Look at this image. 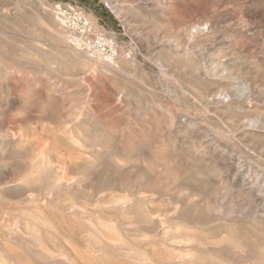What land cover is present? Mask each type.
I'll use <instances>...</instances> for the list:
<instances>
[{"label":"rangeland","instance_id":"rangeland-1","mask_svg":"<svg viewBox=\"0 0 264 264\" xmlns=\"http://www.w3.org/2000/svg\"><path fill=\"white\" fill-rule=\"evenodd\" d=\"M62 4L83 10L100 33L116 38L118 55L114 67L124 70L125 74L117 76V72L115 74L111 70L112 74L107 67L90 68L89 62L81 57V52L70 43L69 38L60 44L46 34L43 25L45 22L49 23L48 13L56 19L53 7ZM58 24L60 28H64L61 23ZM39 50L42 51L41 54ZM74 52L75 55H72ZM134 54L136 65L129 62ZM57 55H65L68 60H64L58 68L55 67L59 73L44 71L41 75V71H36V68L34 70L27 63L31 58L42 60ZM187 62L191 65L186 64ZM213 62L235 66L232 79L215 77L216 80H210L211 77L201 74L204 73L203 69L194 74L191 71L196 64L202 63L200 66L209 68ZM263 70L264 0H0V131L6 135V138L0 137V150L3 149L0 151V223L7 226L18 220L22 228L19 232L0 229V250H8V253L6 250L0 251V264H19L17 261L21 264H67L61 258L50 257L52 252L54 255H66L72 264H85L84 258H87L86 264H109V261L110 264H142L144 260L143 264H146L147 259H151L147 264H195V261L205 264L207 259L206 264H264V164L261 165L264 163ZM53 77H58V81ZM66 78H72L70 80L74 83L65 80ZM75 79L78 81L75 82ZM227 81L230 83L228 87ZM229 88L234 89L233 93H229L231 99L223 98ZM82 115L84 117L81 118ZM36 117H39L38 120ZM72 118L78 121H73ZM65 125L70 129L65 128ZM78 126H81V130ZM41 128L55 133L57 131L56 136L61 139H65L68 134L77 136L84 146L87 145L83 152L87 156L86 160L94 164L85 162L86 171H89L85 175L89 176L87 180L73 167L69 170L71 176L67 174L70 182L72 179L74 183L79 180L88 181L87 184L82 181L84 187L81 184L74 191V185H77L75 183L72 185L73 189L59 187V191L56 187H51L53 179L50 175L44 178L45 175L42 177L37 173L31 177V169H27L25 162L31 163L39 159L38 154L43 152L46 141L40 133ZM31 129L37 130V137L41 135L42 139L38 137L42 142L38 143L39 147L42 146L41 149L35 147L38 141L25 146L12 144L15 140L28 136L24 134ZM115 152L118 153V158ZM53 158L56 160L55 156ZM9 162L12 164L9 165ZM13 164L18 167H13ZM121 164H125V171L121 169ZM102 171L106 174H101ZM24 175L28 182L33 179V182L31 180L26 183L30 185V193L37 198L36 202L29 201L30 194L26 195L15 189V184L25 182ZM91 183L93 186H90ZM44 189L45 192L49 189L48 195ZM53 189L58 195L53 193ZM18 192L21 199L18 198ZM91 193H94L93 196ZM149 195L151 196L148 197ZM119 203L122 204L116 206V210L118 207L119 211L122 208L120 213L111 209L112 204ZM123 203L130 207H122ZM37 207L44 211H35L39 213L35 214L33 210H37ZM126 209H129V213ZM25 215H29V218ZM31 215H34L33 218ZM138 216L140 222L146 216L142 219L146 221L141 223L149 225L142 226L137 220ZM35 217L37 221L46 219L45 221L54 222L59 219L65 223L56 233V230L53 232L41 227L34 220ZM98 219L100 222L110 223L113 234L115 231L119 233L113 235L107 231L109 229L104 231L99 228L98 232L103 230L101 233L106 238V241L100 239L103 243L96 238L102 243L101 249L100 243L97 245V240L95 243L92 240L100 235L94 232L95 228H91L88 222L92 220L95 224ZM193 219L195 220L192 221ZM77 220L80 222L78 229L75 227ZM32 225L36 227L34 228L38 234L32 233ZM151 226L154 227L149 229ZM165 229H168V235L163 234ZM174 229L178 235H175ZM78 230H81V234ZM160 233L164 239L165 236L173 238L164 242ZM107 234H110L112 241H109ZM180 235L187 238L189 243L182 237L179 241ZM117 236L122 239L113 241ZM145 237L146 240L142 239ZM157 237L164 243V247L158 243ZM66 239L71 243H65ZM117 240L119 243L115 244ZM151 241L153 249L150 247L152 244L149 245ZM3 243L11 247H4ZM222 245H225V251L221 248ZM229 246L232 247L230 250ZM145 251L146 259L144 253L142 255ZM156 251L162 253L157 255ZM186 251H189L188 254H185ZM84 252L88 255L85 256ZM178 252L182 255L180 258ZM190 252H194L195 257L196 254L199 255L200 259L198 256L193 259ZM81 254L82 263L78 258ZM155 256H162L164 259H156ZM213 259H217V262Z\"/></svg>","mask_w":264,"mask_h":264},{"label":"bare ground","instance_id":"bare-ground-1","mask_svg":"<svg viewBox=\"0 0 264 264\" xmlns=\"http://www.w3.org/2000/svg\"><path fill=\"white\" fill-rule=\"evenodd\" d=\"M48 19H49V23H46L45 22V24L43 25V30H45L47 33V35L48 36H50L52 39H54L56 42H58V43H63V42H65V40H67L68 38H69V36H68V33H67V31L64 29V28H60V24H58V22L60 23V21H58L59 19H57V21H56V19H55V17H53V15H51L50 13H48ZM42 26V25H41ZM42 28V27H41ZM179 36V35H178ZM179 38V37H178ZM233 38V37H232ZM54 41V42H55ZM69 42V41H68ZM178 43H179V41H177ZM186 43V42H185ZM57 45V44H56ZM181 45V44H180ZM187 45V44H186ZM53 47H54V45H53ZM38 50V49H37ZM218 50V49H217ZM22 51V50H21ZM24 51V50H23ZM22 51V52H23ZM32 51V50H31ZM40 51V50H39ZM230 51V50H229ZM38 52V51H37ZM18 53H20V52H18ZM42 53V51H40V54ZM72 53H73V51H72ZM188 53V52H187ZM192 53V52H191ZM220 53H221V51H220ZM36 54H38V53H36ZM43 54H45V53H43ZM56 54V53H55ZM80 55H81V57H83L85 60H87L89 63V67L90 68H99V67H107L108 69H110V71L112 70V71H114L115 72V74H116V72H117V76H118V74H125L124 73V70L123 71H121V69H115V67H114V62H115V60L116 59H110V58H108V57H104V56H98V57H96V56H91V55H89V54H87V53H83V52H81V53H79ZM136 54V53H135ZM135 54L133 55V58L131 57L130 58V63L132 64V65H136L135 64ZM72 55H75V52H74V54H72ZM20 56V55H19ZM22 56V55H21ZM49 56V55H48ZM184 56V55H183ZM24 57V56H23ZM27 57V56H26ZM40 56L38 55V58H39ZM42 57H44V56H42ZM41 57V58H42ZM75 57V56H74ZM188 57H189V55H188ZM232 57H233V55H232ZM235 57V56H234ZM38 58H31L30 60H29V62H27L28 63V65L30 64L33 68H34V70H35V68H36V71H41V75H42V73L45 71V72H50V74H52V73H59V72H56V69L58 68V66H60L62 63H63V61L64 60H66V61H68L67 60V58H66V56L64 55V56H62V55H57V56H54V57H46V58H44V59H42V60H40V59H38ZM236 58V57H235ZM238 58H239V56H238ZM25 59V58H24ZM76 59H77V57H76ZM80 59V58H79ZM129 59V58H128ZM181 59V58H180ZM193 59V58H192ZM234 59V58H233ZM237 59V58H236ZM183 60V59H182ZM224 60V59H223ZM235 60V59H234ZM77 61H78V59H77ZM231 61V60H230ZM119 62V61H118ZM186 62V61H185ZM195 62V61H194ZM70 63V62H69ZM79 63V62H78ZM218 63V62H217ZM217 63H215V62H213V64H211V66H209V68H206V66L204 67L203 65V67L202 66H200V65H195V66H191L192 67V69H191V71H193V74L195 73V71L196 72H199L201 69H203V71H204V73H201V74H203V75H205V76H207V77H211L210 78V80L213 78V79H215V77H218L219 79H221V78H224V79H228V80H230V79H232L231 77H232V71H234L233 69L234 68H236L235 66L234 67H232V66H229V65H227V63L225 64V63H222V62H220V64H217ZM230 63V62H229ZM228 63V64H229ZM236 63V62H235ZM71 64V63H70ZM186 64H188V62L186 63ZM233 64V62H231V65ZM252 64V63H251ZM72 65V64H71ZM188 65H191V64H188ZM235 65V64H234ZM255 65V64H254ZM30 66V67H31ZM67 66V65H66ZM65 66V67H66ZM74 66V65H73ZM82 66H84V65H82ZM55 67H57V68H55ZM81 67V66H80ZM190 67V68H191ZM255 67V66H254ZM260 67V66H259ZM258 67V68H259ZM32 68V69H33ZM75 69H76V67H74ZM84 68V67H83ZM89 68V69H90ZM129 68V67H128ZM256 68V67H255ZM38 69V70H37ZM101 69V68H100ZM194 69V70H193ZM260 69V68H259ZM29 70H31V68L29 69ZM59 70V69H58ZM57 70V71H58ZM238 70V69H237ZM27 71V70H26ZM72 71V70H71ZM73 71H75V70H73ZM72 71V72H73ZM107 71H109V70H107ZM109 71V72H110ZM112 71H111V73H112ZM141 71V70H140ZM239 71H241V68L239 69ZM247 71V70H246ZM264 71V70H263ZM262 71V72H263ZM29 72V71H28ZM31 72V71H30ZM200 73H198L199 75H200ZM234 73V72H233ZM261 72L259 71V74H260ZM35 74V73H34ZM48 74V73H47ZM113 74V73H112ZM114 74V75H115ZM237 74V73H236ZM263 74V73H262ZM36 75V74H35ZM129 75V74H128ZM197 75V74H196ZM196 75H194L195 77H196ZM198 75V76H199ZM248 75H250V74H248ZM48 76H50V75H48ZM116 76V75H115ZM127 76V75H126ZM263 76V75H262ZM11 77V76H10ZM32 77V76H31ZM70 77V76H69ZM129 77V76H128ZM127 77V78H128ZM240 77V76H239ZM239 77H238V79H239ZM16 78V77H15ZM50 78H51V76H50ZM53 78H55V77H53ZM123 78H125V77H123ZM133 78V77H132ZM56 79V78H55ZM54 79V80H55ZM57 79H58V77H57ZM56 79V80H57ZM68 78H66L65 80H67ZM70 79H72V78H70ZM70 79H68L67 81H71V82H73L74 83V81H72V80H70ZM126 79V78H125ZM178 79V78H177ZM235 79V78H234ZM237 79V80H238ZM77 79H75V82H77L76 81ZM201 80V79H200ZM199 80V81H200ZM216 80V79H215ZM218 80V79H217ZM242 80V79H241ZM58 81V80H57ZM222 81H224V80H222ZM55 82V81H54ZM228 82V81H227ZM255 83V82H254ZM145 84V83H144ZM228 84H230L229 82L227 83V87H228ZM246 84V83H245ZM77 85V84H76ZM79 85H80V83H79ZM78 85V86H79ZM216 85V84H215ZM249 85V84H248ZM229 87H230V85H229ZM232 88H233V86H231ZM230 89L229 91H227V90H225V91H227L224 95H223V98H230V95H229V93L231 92V93H233L234 92V89ZM243 89V88H242ZM244 90V89H243ZM4 91H5V89H4ZM3 91V92H4ZM145 91V90H144ZM240 91V90H239ZM242 91V90H241ZM6 92L7 91H5V94H6ZM236 92V91H235ZM118 93V92H117ZM159 93V92H158ZM235 94V93H234ZM48 95V94H47ZM219 95V94H218ZM234 96H236V95H234ZM7 97V96H6ZM50 97V96H49ZM213 97V96H212ZM211 98V97H210ZM222 98V99H223ZM233 98V97H232ZM245 98V97H244ZM194 99V98H193ZM231 99V98H230ZM233 99H235V98H233ZM221 100V99H220ZM229 100V99H228ZM246 100V99H245ZM43 101V100H42ZM189 101V100H188ZM222 102H223V100H222ZM152 103H153V101H152ZM201 105V104H200ZM208 105H210V104H208ZM223 105V104H222ZM37 107V106H36ZM60 107V106H59ZM34 108V106L31 108V109H33ZM47 108V107H46ZM49 108V107H48ZM47 108V109H48ZM62 108H63V110H64V107H63V105H62ZM206 108V107H205ZM77 109V108H76ZM46 110V109H45ZM49 110H50V108H49ZM48 110V111H49ZM60 110V108H58V111ZM34 111V110H33ZM61 111V110H60ZM80 111V110H79ZM31 113V112H30ZM50 113V112H49ZM74 113H75V110H74ZM32 114V113H31ZM81 114V113H80ZM79 114V115H80ZM33 115V114H32ZM38 115V114H37ZM41 115V114H40ZM65 115V114H64ZM76 115H77V112H76ZM20 116H21V114H20ZM31 116V115H30ZM29 116V117H30ZM49 116V115H48ZM72 116V115H71ZM28 117V116H27ZM68 117V116H67ZM73 117V116H72ZM77 117H78V115H77ZM77 117H75V118H77ZM82 117H84L83 115L81 116V118ZM144 117V116H143ZM11 118V117H10ZM37 118V117H36ZM39 118V117H38ZM38 118H37V120H38ZM70 117H68V119H69ZM75 118H72L73 119V121L75 120ZM81 118H77L78 120H80ZM116 118V117H115ZM20 119H22V118H19V120ZM34 119H35V117H34ZM76 119V120H77ZM75 120V121H76ZM77 120V121H78ZM81 120H83V119H81ZM258 120V119H257ZM44 121V120H43ZM45 121H46V119H45ZM44 121V122H45ZM76 121V122H77ZM245 121V120H244ZM250 121V120H249ZM260 122H261V120H259ZM18 122V121H17ZM123 122V121H122ZM223 122V121H222ZM259 122V123H260ZM8 124H9V122H7ZM20 123H22L21 121H20ZM25 123V122H24ZM49 123V122H48ZM255 123H257V121L255 120ZM11 124V123H10ZM9 124V125H10ZM23 125H25V124H23ZM26 125H27V123H26ZM34 125H36V123L34 124ZM82 126V125H81ZM81 126H78L79 128L81 127ZM253 126H256L255 124H253ZM14 127V126H13ZM128 127V126H127ZM23 128V127H22ZM65 128H68V129H70L69 127H66V125H65ZM64 128V129H65ZM74 128L76 129V127L74 126ZM18 129V128H17ZM73 129V128H72ZM74 129V130H75ZM40 130V129H39ZM55 130H56V128H55ZM57 130H59V129H57ZM77 130V129H76ZM80 130H81V128H80ZM87 130V129H86ZM224 130V129H223ZM230 131V130H229ZM19 132H20V130H19ZM63 132H64V130H63ZM69 132H71V130L69 131ZM77 132H78V130H77ZM225 132V131H224ZM21 133V132H20ZM40 133H41V135H42V137L44 136L45 137V141L46 142H44V145H43V147L46 149H44L43 148V152L42 153H40V154H38V155H40V157L38 156V158L39 159H37V160H34V158H33V162H31L30 163V161H29V163H27V162H25L26 164H27V166L29 167L30 166V168H28L27 167V169L29 170V169H31L29 172H30V174H31V177L34 175V174H37V173H40L41 175H42V177H43V175H45V177L44 178H46L47 176L46 175H50L51 177V179H53L51 182H52V186L51 187H53V188H55L56 190L59 188V187H61V188H64V189H68V187H69V189H70V187L73 189V187H72V185H74L75 183H77V185H74V187H75V189H74V191L76 190V186H77V188L78 187H80V185L82 186V187H84V185L85 184H87V182L86 181H84V180H79L78 182H75L74 183V180L72 179V182H70V178H68V173L70 174L69 175V177L71 176V172L69 171L70 170V168H75L76 170H77V172H78V174L83 178L85 175H86V161H89V160H86V157H85V153L83 152L85 149H86V147H87V145L86 146H84V143L82 144V141L81 140H79L78 138H76V137H73V136H69V134H68V136L66 135V138L65 139H61V138H59L58 136H56V133H58L57 131H56V133L54 132V131H52V130H47V129H44V128H41V130H40ZM62 133V132H61ZM60 133V134H61ZM74 133V132H73ZM79 133H81V132H79ZM89 133V132H88ZM255 133V132H254ZM39 134V133H38ZM44 134H46V135H44ZM78 134V133H77ZM83 134V133H82ZM234 134V133H233ZM8 135V134H7ZM17 135H20V137H21V134H17ZM16 135V136H17ZM24 135H28V136H25V137H21V138H19L17 141L15 140L14 142H12V144L14 145H17L18 143L19 144H23L24 146H25V144L26 145H31V144H33V142H37V145L35 146V147H38L39 149H41V147H39V145H38V143H39V141L40 140H38V137L40 136V139H42L41 138V135H39L38 137H37V130L36 129H31V131H29V132H27V133H25ZM29 135H32L31 137L29 136ZM71 135H72V132H71ZM79 135V134H78ZM90 135H92L93 136V134L91 133ZM247 135V134H246ZM83 136H85L84 134H83ZM100 136V135H99ZM0 137H5L6 138V135H4L1 131H0ZM9 137V136H8ZM85 137H87V136H85ZM10 138V137H9ZM81 139V138H80ZM9 140V139H8ZM8 140H5V141H8ZM43 140H44V138H43ZM42 140V141H43ZM83 140H84V137H83ZM2 140H0V142H1ZM41 142V141H40ZM239 142V141H238ZM42 143V142H41ZM40 143V144H41ZM94 143H95V141H94ZM90 144V143H89ZM8 145H9V143H8ZM97 145V144H96ZM96 145H94V146H96ZM22 146V145H21ZM98 146V145H97ZM29 147V146H28ZM93 147V146H92ZM4 148V147H3ZM13 148V147H12ZM26 148H27V146H26ZM30 148H31V146H30ZM85 148V149H84ZM19 149V148H18ZM88 149V148H87ZM96 149V148H95ZM1 150H3L2 148H1ZM0 150V151H1ZM27 150V149H26ZM32 150V149H31ZM39 151V150H38ZM97 151H98V149H97ZM24 153H25V150L23 151ZM22 152V153H23ZM83 152V153H82ZM1 153V152H0ZM3 153V152H2ZM5 153V152H4ZM17 153V152H16ZM38 153V152H37ZM116 153V152H115ZM114 153V154H115ZM18 154V153H17ZM20 154V153H19ZM34 154V153H33ZM32 154V155H33ZM1 155V154H0ZM3 155V154H2ZM36 155V154H35ZM118 153H116V157L118 158ZM27 157V155H24V157ZM28 156H30V154H28ZM53 156H55V158H56V160L53 158ZM92 156H94V154L92 155ZM114 155H112V157H113ZM96 157V156H95ZM109 157V158H108ZM119 157H122V155H120L119 154ZM3 158V157H2ZM14 158H16V157H14ZM20 158H21V156H20ZM23 158V157H22ZM21 158V159H22ZM91 158V157H90ZM93 158V157H92ZM107 158L108 159H110V156H107ZM115 158V157H114ZM87 159H89V157L87 158ZM30 160V159H29ZM99 160V159H98ZM105 160V159H104ZM93 161V160H92ZM102 161V160H101ZM110 161V160H109ZM117 161V160H116ZM122 161V160H121ZM91 161H89V163H90ZM112 163H113V161H111ZM123 162V161H122ZM94 163H96L95 161H94ZM109 164H110V162H108ZM2 164V163H1ZM12 164V163H11ZM10 164V162H9V165H11ZM16 164V163H15ZM21 164H23V163H21ZM91 164V163H90ZM264 163H262L261 165H263ZM17 165V164H16ZM16 165H14L13 164V167L14 166H16ZM91 165H94L93 163L91 164ZM108 165V164H107ZM113 165H114V163H113ZM116 165V164H115ZM122 165V164H121ZM154 165V164H153ZM156 165V164H155ZM2 166V165H1ZM97 166V165H96ZM106 166V165H105ZM117 167H118V165H116ZM124 166H125V164H123L122 165V168L120 167V165H119V167L121 168V169H123L124 168ZM3 167V166H2ZM6 167H7V165H6ZM16 167H18V166H16ZM21 167H23V165H21ZM88 167V166H87ZM9 168V167H8ZM95 168V167H94ZM93 168V171L95 172V169ZM116 168V167H115ZM133 168V167H132ZM26 169V170H27ZM106 169V168H105ZM104 169V170H105ZM108 169H110V168H108ZM107 169V170H108ZM119 169V168H118ZM1 170H3V168L1 169ZM26 170H24L25 172H26ZM91 170V169H90ZM97 171H98V169H96ZM100 170V169H99ZM103 170V171H104ZM124 171H125V169H123ZM101 172V174L102 173H104V172ZM4 172V171H3ZM92 172V171H91ZM108 172V171H107ZM74 172H72V174H73ZM87 173H89V171L87 172ZM98 173V172H97ZM100 174V175H101ZM104 174H106V173H104ZM0 175H1V173H0ZM41 175H39V176H41ZM76 175V174H75ZM96 175V174H95ZM256 175V174H255ZM26 175H24L23 177H25ZM29 176V175H28ZM87 176H88V174H87ZM21 177H22V174H21ZM72 177H75L74 175H72ZM89 177V176H88ZM88 177H86L85 176V180H87V178ZM144 177V176H143ZM26 178H27V176L24 178L25 179V182L23 181V180H21V181H23V183H18V184H15V189H17V190H19V191H21V192H23V193H25L26 195L28 194H30V197H29V201L32 203V202H36L37 201V198L35 197V196H33V194L32 193H30L31 192V190L29 189V187H30V185L28 184V183H30L31 182V180H32V182H33V179H31V180H29V182H28V178H27V180H26ZM43 178V179H44ZM99 178V177H98ZM105 178V177H104ZM183 178V177H182ZM187 178V177H186ZM21 179V178H20ZM40 179H41V177H40ZM40 179H38L37 178V180H39V181H41L42 182V180H40ZM91 180H93L92 178H90ZM101 179H102V177H101ZM144 179V178H143ZM2 180V179H1ZM48 179H46L45 181L46 182H48L47 181ZM89 180V179H88ZM118 180H119V178H118ZM82 181H84L85 182V184H83L84 182H82ZM101 181V180H100ZM14 182V181H13ZM26 182H28V183H26ZM36 182V180L34 181V183ZM112 182V181H111ZM254 182V181H253ZM49 183H50V181H49ZM96 183V182H95ZM95 183H93V184H95ZM168 183H169V181H168ZM256 183V182H255ZM1 184V183H0ZM39 184H40V182H39ZM38 184V185H39ZM98 184H99V181H98ZM98 184H97V186H98ZM101 184V183H100ZM99 184V185H100ZM12 185V184H11ZM36 185V184H35ZM92 185V183L90 184V186ZM13 186V185H12ZM11 186V187H12ZM34 186V185H33ZM42 186L43 185H41L40 187L42 188ZM45 186V185H44ZM93 186V185H92ZM7 187V186H6ZM14 187V186H13ZM32 187V186H31ZM35 187V186H34ZM33 187V188H34ZM48 187V186H47ZM108 187V186H107ZM106 186H105V188H107ZM178 187L180 188V184L178 185ZM1 188H3V187H1ZM9 188V187H8ZM7 188V189H8ZM33 188H31V189H33ZM45 188V187H44ZM49 188V187H48ZM61 188H60V190H61ZM93 188V187H92ZM105 188H104V190H105ZM181 188H182V186H181ZM47 189V188H46ZM46 189H44V192L46 191ZM71 189V190H72ZM82 189V188H81ZM80 189V190H81ZM90 189H91V187H90ZM111 189V188H110ZM109 188H108V190H110ZM2 190V189H1ZM8 190H10V189H8ZM35 191H36V189H34ZM59 190V189H58ZM59 190V191H60ZM4 191V190H3ZM2 191V192H3ZM41 191V190H40ZM55 190L53 189V193H56L57 194V192L55 191ZM77 191V190H76ZM79 191V190H78ZM1 192V193H2ZM32 192H34L33 190H32ZM37 192V191H36ZM51 192V191H50ZM62 192V191H61ZM90 192V191H89ZM91 192H92V190H91ZM259 192V191H258ZM9 193V192H8ZM7 193V194H8ZM38 193H40V192H38ZM45 193H47V195H48V193H49V189L47 190V192H45ZM104 193H105V191H104ZM10 195H11V193H9ZM18 194L20 195V193L18 192ZM24 194V195H25ZM94 194V193H93ZM93 194L91 193L90 195H92L93 196ZM96 194V193H95ZM102 194V193H101ZM100 194V195H101ZM142 194V193H141ZM159 194V193H158ZM58 195V194H57ZM70 195H72V194H70ZM89 195V196H90ZM111 195H112V193H111ZM1 196V195H0ZM2 196H4V194L2 195ZM9 196V195H8ZM7 196V197H8ZM12 196V195H11ZM23 196V195H22ZM41 196H42V194H41ZM50 196V195H49ZM48 196V197H49ZM52 196V195H51ZM74 196V195H73ZM72 196V197H73ZM86 196H87V194H86ZM151 195H149L148 197H150ZM6 197V196H5ZM21 197V195L20 196H18V198H20ZM24 197V196H23ZM53 197V196H52ZM94 197H95V195H94ZM101 197H104V196H101ZM125 197V196H124ZM139 197H142V196H139ZM153 197V196H152ZM194 197V196H193ZM22 198V197H21ZM20 198V199H21ZM97 198V197H96ZM109 198V197H108ZM126 198V197H125ZM144 198V197H143ZM146 198V197H145ZM154 198V197H153ZM19 199V200H20ZM26 199H28V198H26ZM39 199V198H38ZM50 199H53V198H50ZM94 199V198H93ZM128 199H130V198H128ZM40 200V199H39ZM101 200V199H100ZM116 200V199H115ZM120 200H122V199H120ZM123 200H124V198H123ZM131 200H133V199H131ZM137 200V199H136ZM207 200V199H206ZM117 201V200H116ZM115 201V202H116ZM119 201V200H118ZM117 201V202H118ZM9 202V201H8ZM26 202V201H25ZM51 202H52V200H51ZM101 202V201H100ZM114 202V203H115ZM126 202V201H125ZM132 202H134V201H132ZM131 202V203H132ZM205 202V201H204ZM31 203H28V205L29 204H31ZM39 203V202H38ZM126 203H128V202H126ZM126 203H123V205H122V207H127V208H129L130 206H129V204H126ZM130 203V204H131ZM134 203H136V202H134ZM50 204H52V203H50ZM54 204V203H53ZM74 204V203H73ZM122 203H119V204H112L111 205V209H115L116 210V206H120ZM137 204V203H136ZM25 205V204H24ZM27 205V204H26ZM38 205H40V204H38ZM85 205H86V203H85ZM96 205V204H95ZM138 206H139V204H137ZM136 205V206H137ZM33 206V205H32ZM42 206V205H41ZM75 206H76V204H75ZM78 206V205H77ZM109 206V205H108ZM107 206V207H108ZM34 207H36L35 206V204H34ZM33 207V208H34ZM79 207V206H78ZM77 207V208H78ZM28 208H29V206H28ZM28 208H27V210H28ZM40 208V207H39ZM38 207H37V210L35 209V210H33L34 211V213H35V211H44L43 210V208H41L42 210H40ZM76 208V209H77ZM85 208V207H84ZM197 208V207H196ZM29 209H31V207L29 208ZM81 209V208H80ZM79 209V210H80ZM87 209V208H86ZM90 209V208H89ZM122 209V208H121ZM121 209H120V211H121ZM17 210V209H16ZM16 210L15 211H12V213H14V212H16ZM24 210H25V208H24ZM47 210V209H46ZM108 211H109V209H107ZM114 210V211H115ZM118 211H119V207H118V209H117ZM116 210V211H117ZM177 210V209H176ZM192 210V209H191ZM191 210H190V212H191ZM7 211V210H6ZM29 211V210H28ZM27 211V212H28ZM49 211V210H48ZM51 212H52V210H50ZM84 211V210H83ZM88 211V210H87ZM97 211V210H96ZM120 211H119V213H120ZM126 211L129 213V209L127 210L126 209ZM178 211V210H177ZM98 212V211H97ZM125 212V211H124ZM143 212H144V209H143ZM180 212V211H179ZM178 212V213H179ZM189 212V213H190ZM197 212V211H196ZM195 212V213H196ZM6 213V212H5ZM29 213H30V211H29ZM28 213V214H29ZM36 213H38V212H36ZM35 213V214H36ZM60 213V212H59ZM75 213V212H74ZM107 213V212H106ZM112 213H114V212H112ZM127 213V214H128ZM174 213L176 214V212L174 211ZM192 213H193V211H192ZM195 213H194V215H195ZM39 214V213H38ZM37 214V215H38ZM87 214V213H86ZM104 214V213H103ZM108 215H109V212L107 213ZM116 214H117V212L113 215L114 217H116ZM121 214H122V212H121ZM126 214V213H125ZM142 214H144V213H142ZM145 214H146V211H145ZM167 214H169V213H167ZM180 214H181V212H180ZM191 214V213H190ZM1 215H2V213H1ZM30 215V214H29ZM29 215H25V217L27 216L28 218H29ZM53 215V214H52ZM82 215V214H81ZM85 215V214H84ZM192 215V214H191ZM9 216V215H8ZM20 216H22V214H20ZM32 216V218H33V216L34 215H31ZM30 216V217H31ZM43 216V215H42ZM62 216V215H61ZM76 216L77 217H79L78 216V214L76 213ZM87 216V215H86ZM133 216H135V215H133ZM174 216V215H173ZM5 217V216H4ZM23 217V216H22ZM54 217V216H53ZM66 217H69V216H66ZM76 217V218H77ZM82 217V216H81ZM139 217V219H137L138 221L140 220V216H138ZM142 217V216H141ZM203 217V216H202ZM10 218H11V216H10ZM59 217H57V219H58ZM73 218V217H72ZM91 218V217H90ZM143 218H146V216L145 217H142V219ZM154 217H152V219H153ZM180 218H182V216L180 217ZM9 219V218H8ZM38 219V218H37ZM43 219H44V217H43ZM54 219V218H53ZM63 219V218H62ZM78 219V218H77ZM84 219V218H83ZM88 219H89V217H88ZM132 219V218H131ZM131 219H129V220H131ZM141 219V222L142 221H146V220H142ZM185 219V218H184ZM4 220H5V218H4ZM6 220H7V218H6ZM34 220H36V217H35V219ZM46 219H44L43 221H40V220H36L37 222H38V224H40L41 225V227H43V228H46V229H48V230H53V232H54V230H56V233L58 232L57 231V229H59L61 226H62V224L63 223H65V222H63V221H59V219L58 220H55L54 222H52V221H45ZM64 220H65V218H64ZM67 220V219H66ZM81 220H82V218H81ZM154 220V219H153ZM152 220V221H153ZM191 220V219H190ZM195 219H193L192 221H194ZM35 221V222H36ZM78 222H76V223H78V224H76L77 226H75V227H77V229H78V226H79V224H80V222H79V220H77ZM88 221V220H87ZM86 221V222H87ZM98 221H99V219H98ZM98 221H95V224L93 223V221L92 220H90V221H88V222H90V224H91V228L92 227H94L95 229H93L94 230V232H97V234L98 235H100V237L98 236V237H95V239L93 238L92 240H93V242L95 241L96 242V240H97V242H96V244L97 245H99L98 243H100V242H102L101 240L103 239V240H105L106 238H105V235H103V233H101L102 231H101V229H100V231L101 232H98V229L99 228H102V229H104V231L105 230H107V229H109V230H107V231H109V233L111 232L110 230H113V228L111 227V226H109V224L110 223H107L106 224V222L105 223H103V222H98ZM155 221V220H154ZM153 221V222H154ZM158 220H156V222H157ZM170 221H173V219H170ZM186 221V220H185ZM206 221V220H205ZM208 221V220H207ZM1 222H2V220H1ZM7 222V221H6ZM85 222V221H84ZM117 222H118V220H117ZM116 222V223H117ZM129 222V221H128ZM140 221H139V223H141ZM181 222V221H180ZM183 222V221H182ZM72 223V222H71ZM92 223H93V225H92ZM138 223V222H137ZM138 223V224H139ZM146 223V222H145ZM175 223V222H174ZM185 223V222H184ZM191 223V222H190ZM6 224V223H5ZM8 224H10V223H8ZM27 224H28V222H26V226H27ZM37 224V223H36ZM68 224H70V223H68ZM74 224H75V221H74ZM115 224V223H114ZM114 224H113V226H114ZM163 224V223H162ZM176 224V223H175ZM65 225V224H64ZM95 225L97 226V227H95ZM120 225V224H119ZM129 225V224H128ZM127 225V226H128ZM141 225L142 226H144L145 227V225L147 226V225H149V223H147V224H142L141 223ZM154 225H156V224H154ZM160 225V224H159ZM165 225V224H164ZM182 225H183V223H182ZM25 226V225H24ZM25 226V227H26ZM66 227H67V225H65ZM72 226V225H71ZM70 226V227H71ZM116 226V225H115ZM126 226V227H127ZM131 226H133V223H132V225L130 224V228H131ZM137 226V225H136ZM141 226V227H142ZM163 226V225H162ZM32 227L34 228L35 226H33L32 225ZM85 227V226H84ZM90 226L88 225V228H89ZM152 227H154V226H151V228H149V229H152ZM185 227V226H184ZM31 229V231H32V233H34V234H36L37 233V229ZM86 228V227H85ZM125 228V227H124ZM0 229H6V230H11L12 232H19L22 228L20 227V221H18V220H15V222H13V224H11V225H7V226H4L3 224H1L0 223ZM27 231L29 230L28 229V226H27ZM76 229V230H77ZM87 229V228H86ZM118 228L116 227V230H117ZM129 228H127V230H128ZM149 229H147V230H149ZM176 229H178V228H176ZM39 230V229H38ZM75 230V229H74ZM75 230V231H76ZM82 230V229H81ZM80 230V231H81ZM89 230V229H88ZM131 230V229H130ZM134 230V229H133ZM138 230V229H137ZM140 230H141V228H140ZM166 230V232H164L163 234H166V233H168L167 232V230L168 229H165ZM164 230V231H165ZM10 231V232H11ZM35 231V232H34ZM79 231V230H78ZM77 231V232H78ZM80 231H79V234H81L80 233ZM106 231V232H107ZM118 231V230H117ZM144 231V230H143ZM151 231V230H150ZM158 231V230H157ZM187 231V230H186ZM185 231V232H186ZM83 232V234L85 235V233H84V231H82ZM94 232H92L93 234H94ZM114 232V231H113ZM116 232V231H115ZM114 232V234L116 235H119V233H115ZM128 232H130V231H128ZM136 232V231H135ZM152 232H153V230H152ZM160 232H162V231H160ZM174 232H175V229H174ZM174 232H172V235H173V233ZM182 232V231H181ZM180 232V233H181ZM88 233H89V231H88ZM108 233V232H107ZM112 233V232H111ZM142 233V232H141ZM140 233V234H141ZM159 233V232H158ZM188 233V232H187ZM190 233H192V231H191V229H190ZM215 233V232H214ZM213 233V234H214ZM18 234V233H17ZM38 234V233H37ZM44 234V233H43ZM42 234V235H43ZM93 234H92V236H93ZM113 234V233H112ZM113 234V235H114ZM147 234V233H146ZM162 233H160V235H161ZM163 234H162V236H163ZM178 235L179 233L178 232H175V235ZM183 234H184V232H183ZM228 234V233H227ZM88 235V234H87ZM86 235V236H87ZM95 235V234H94ZM102 235V236H101ZM150 235V234H149ZM166 235H168V234H166ZM169 235H171L170 233H169ZM174 235V237H177V236H175ZM229 236H231L230 234H228ZM263 235V234H262ZM25 236V235H24ZM96 236V235H95ZM106 236H109V241H110V234H107ZM121 236V235H120ZM142 236H143V233H142ZM148 236V235H147ZM214 235H212V237H213ZM217 236V235H216ZM10 237H12V236H10ZM89 237V236H88ZM118 238H113V241L115 240V239H118V240H120V239H122V238H120L119 239V236H117ZM158 237H160V236H158ZM157 237V238H158ZM172 236H168V237H166L165 236V238L166 239H164V236H163V239H164V242H165V240H167L168 238H171ZM182 236L180 235L179 236V241H180V238H181ZM208 237V236H207ZM219 237H220V235H219ZM37 238H39V236H37ZM96 238H98L99 240H100V242H99V240L98 239H96ZM105 238V239H104ZM173 238V237H172ZM178 238V237H177ZM216 238V237H215ZM225 238V237H224ZM224 238H222L223 240H224ZM14 239V238H13ZM81 239V238H80ZM107 239V240H108ZM133 239H135V238H133ZM141 239V238H140ZM142 239H144V240H146V237L145 238H142ZM150 239V238H149ZM148 239V240H149ZM159 240H158V243L160 242V244L162 245H164V243H161V241H160V238H158ZM182 239H184V237H182ZM187 239V238H186ZM186 239H184L185 241H187ZM190 239H192V238H190ZM221 239V238H220ZM15 240V239H14ZM20 240V239H19ZM18 240V241H19ZM68 239H66L65 240V243H68V242H70L69 240L67 241ZM115 241L114 243L115 244H117V243H119V241ZM155 240V243H156V239H154ZM2 241V240H1ZM106 241V240H105ZM111 241H112V239H111ZM175 241V240H174ZM177 241V240H176ZM191 241V240H190ZM194 241V240H193ZM192 241V242H193ZM225 241H227V239L225 240ZM88 242V241H87ZM94 242V243H95ZM9 243V242H8ZM16 243V242H15ZM62 243H63V241H62ZM71 243V242H70ZM103 243V242H102ZM102 243H100V249L102 248ZM121 243H123V242H121ZM171 243H173V241L171 242ZM184 242L182 241V244H183ZM187 243H189V241H187ZM194 243H195V241H194ZM194 243H191V244H194ZM197 243V242H196ZM4 244V247H5V245H6V243H3ZM20 244V243H19ZM40 244V243H39ZM89 244V243H88ZM87 244V245H88ZM113 244V243H112ZM145 244V243H144ZM152 244V245H151ZM157 244V243H156ZM216 244V243H215ZM214 244V245H215ZM227 244H228V241H227ZM229 244H230V242H229ZM232 244V243H231ZM1 245V244H0ZM73 245V244H72ZM114 245V244H113ZM146 245V244H145ZM147 245H148V243H147ZM149 245H151L150 247L152 248V246H154V244H153V242L151 241L150 242V244ZM162 245V246H163ZM195 245V244H194ZM213 245V244H212ZM233 245V244H232ZM231 245V246H232ZM235 245V244H234ZM233 245V246H234ZM237 245V244H236ZM3 246V245H2ZM6 246H9V245H6ZM13 246V245H12ZM23 246V245H22ZM40 246V245H39ZM58 246H59V244H58ZM90 246V245H89ZM96 246V245H95ZM183 246V245H182ZM185 246V245H184ZM197 246V245H196ZM205 246V245H204ZM223 246H225V245H222L221 246V248H223ZM232 246V247H233ZM9 247H11V246H9ZM8 247V248H9ZM91 247V246H90ZM98 247V246H97ZM108 247H109V245H108ZM138 247V246H137ZM164 247V246H163ZM179 247V246H178ZM210 247H212L213 248V246H210ZM216 247V246H215ZM217 247H219V246H217ZM230 247V246H229ZM232 247H230V248H228L229 250L232 248ZM238 247H239V245H238ZM31 248V247H30ZM37 248H39V247H37ZM63 248V247H62ZM88 248V247H87ZM154 248H159V247H154ZM173 248V247H172ZM171 248V249H172ZM181 248V247H180ZM183 248V247H182ZM200 248V247H199ZM205 248V247H204ZM206 248H208V247H206ZM220 248V250H221V252H222V249ZM234 248V247H233ZM4 249V248H3ZM7 249V248H6ZM6 249H4V250H6ZM71 249V248H70ZM81 249V248H80ZM90 249V248H89ZM92 249V248H91ZM100 249H99V251H100ZM153 249V248H152ZM175 249V248H174ZM214 250H216L215 248H213ZM224 249V248H223ZM235 249L237 250L238 248H237V246H235ZM234 249V250H235ZM3 250V251H4ZM72 250V249H71ZM103 251L105 250V248H103L102 249ZM120 250V249H119ZM191 250H194V249H191ZM235 250V251H236ZM1 252H3L2 250H0ZM12 251V250H11ZM10 251V252H11ZM46 251V250H45ZM73 251V250H72ZM90 251V250H89ZM103 251H101V252H103ZM113 251V250H112ZM116 251H118V250H116ZM115 251V252H116ZM123 251V250H122ZM151 251H153V250H151ZM166 251H167V249H166ZM165 251V252H166ZM169 251V250H168ZM171 251H173V250H171ZM224 251H225V249H224ZM237 251H239V250H237ZM6 252L8 253V250H6ZM13 252V251H12ZM67 252V251H66ZM91 252V251H90ZM139 252V251H138ZM141 252V251H140ZM153 252H155V251H153ZM159 251H156V253L155 254H157V255H159L160 253H162V252H159ZM173 252H175V251H173ZM173 252H172V255L169 257L170 259L172 258V256H173ZM188 252L189 251H186V253L185 254H188ZM214 252H216V251H214ZM218 252V251H217ZM81 253V252H80ZM87 252H84V254H85V256L86 255H88V254H86ZM93 253V252H92ZM121 253V252H120ZM143 253H144V255H143ZM183 253V252H182ZM191 253V252H190ZM1 254V253H0ZM56 254V253H55ZM76 254V253H75ZM102 254V253H101ZM104 254V253H103ZM102 254V255H103ZM131 254V253H130ZM132 254H134V253H132ZM165 254H167V253H165ZM179 254V252L177 253V255ZM192 254V253H191ZM196 254V253H195ZM2 255V254H1ZM1 255H0V257H1ZM3 255H5L4 253H3ZM48 255V254H47ZM51 255H52V257H58L59 259L61 258L64 262H66L67 264H72V263H70V259L68 260L66 257V255H61L60 254V256L59 255H54V253L52 252V254L50 253V257H51ZM78 255V254H77ZM92 255V254H91ZM111 255V254H110ZM126 255V254H125ZM125 255H124V258H125ZM138 255V254H137ZM142 255L144 256V258L146 259V255H147V253H146V251L145 252H142ZM141 255V257H142V260L144 259L143 258V256ZM152 255H153V253H152ZM151 255V258L153 257ZM163 255H164V253H163ZM162 255V256H163ZM176 255V254H175ZM174 255V256H175ZM176 255V256H177ZM190 255V254H189ZM193 256H194V252H193V254H192ZM192 255H190V256H192ZM229 255V254H228ZM83 254H81L78 258H79V260H81V259H83ZM113 256V255H112ZM162 256H157L160 260H163L164 259V257H163V259L161 258ZM182 255H181V253L179 254V257L178 258H180ZM198 256V258H199V255H197L196 254V257ZM201 256H202V254H201ZM227 255H225V257H226ZM243 256V255H242ZM6 257V256H5ZM5 257H4V259H5ZM7 257H9L8 255H7ZM12 257V256H11ZM27 257V256H26ZM90 257V256H89ZM92 257V256H91ZM104 257V256H103ZM114 257V256H113ZM122 257V256H121ZM148 257V256H147ZM156 256H155V258L156 259H158ZM165 257H166V255H165ZM196 257L194 256V258L193 259H196ZM203 257V256H202ZM201 257V258H202ZM230 257V256H229ZM28 258V257H27ZM110 258V257H109ZM112 258V257H111ZM115 258V257H114ZM113 258V259H114ZM116 258H118V257H116ZM174 258H177V257H174ZM173 258V259H174ZM187 258V257H186ZM185 258V259H186ZM204 259H205V257H203ZM227 258V257H226ZM30 259V258H29ZM85 259V264L87 263V258H84ZM182 259V258H181ZM190 259V258H189ZM200 259V258H199ZM204 259H201V260H204ZM215 259V258H214ZM213 259V261H216L217 262V259L216 260H214ZM31 260V259H30ZM52 260V259H51ZM110 260V259H109ZM116 260V259H115ZM126 260V259H125ZM149 259H147V263H149V261L151 260H149ZM159 260V261H160ZM191 260H192V258H191ZM212 260V259H211ZM11 261H12V259H11ZM71 261H73V260H71ZM75 261V260H74ZM97 261V260H96ZM128 261V260H127ZM131 261V260H130ZM167 261H170V260H167ZM172 261V260H171ZM193 261H195V260H193ZM207 261H208V259H207ZM206 261V262H207ZM19 264H21L20 263V261H17ZM39 262V261H38ZM81 263L83 262L82 260L80 261ZM91 262V261H90ZM90 262H88V263H90ZM120 262V261H119ZM143 262H145V260L143 261ZM143 262H142V264H143ZM161 262V261H160ZM187 262H190V260L189 261H187ZM201 262V261H200ZM199 262V263H200ZM206 262H205V264H206ZM12 263V262H11ZM14 263V262H13ZM33 263V262H32ZM48 262H44V264H47ZM62 263V262H61ZM77 263V262H76ZM131 263V262H130ZM133 263V262H132ZM146 263V264H147ZM151 263V262H150ZM195 264L197 263L196 261L194 262ZM14 264H16V263H14ZM84 264V263H83ZM91 264H94L93 262L91 263ZM102 264H104V263H102ZM109 264H110V261H109ZM138 264V263H137ZM139 264H141V263H139ZM154 264V263H153ZM167 264V263H166ZM174 264V263H173ZM181 264H184V263H181ZM198 264V263H197ZM202 264V263H201Z\"/></svg>","mask_w":264,"mask_h":264},{"label":"built area","instance_id":"built-area-1","mask_svg":"<svg viewBox=\"0 0 264 264\" xmlns=\"http://www.w3.org/2000/svg\"><path fill=\"white\" fill-rule=\"evenodd\" d=\"M54 14L67 31L70 43L91 56L116 59V38L100 33L85 12L72 5H56Z\"/></svg>","mask_w":264,"mask_h":264}]
</instances>
